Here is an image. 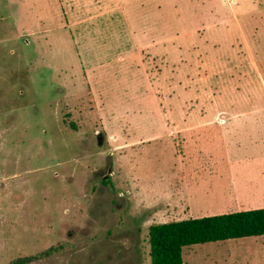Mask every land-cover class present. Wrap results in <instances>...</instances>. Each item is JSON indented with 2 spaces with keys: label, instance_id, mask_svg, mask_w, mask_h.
Returning a JSON list of instances; mask_svg holds the SVG:
<instances>
[{
  "label": "rangeland",
  "instance_id": "obj_1",
  "mask_svg": "<svg viewBox=\"0 0 264 264\" xmlns=\"http://www.w3.org/2000/svg\"><path fill=\"white\" fill-rule=\"evenodd\" d=\"M254 113L264 0H0V264H150L151 224L246 211L159 193L173 124ZM259 241L182 261L264 264Z\"/></svg>",
  "mask_w": 264,
  "mask_h": 264
},
{
  "label": "crops",
  "instance_id": "obj_2",
  "mask_svg": "<svg viewBox=\"0 0 264 264\" xmlns=\"http://www.w3.org/2000/svg\"><path fill=\"white\" fill-rule=\"evenodd\" d=\"M262 109L256 107L254 111ZM172 129L170 143L175 163L171 167L172 184L159 193L163 201L174 198L190 208L203 185L205 192H212L210 198L213 195L220 201L230 199L246 211L256 205L247 199L264 200L261 114H248L245 119L182 121L173 124ZM253 239L254 244L259 243L264 236Z\"/></svg>",
  "mask_w": 264,
  "mask_h": 264
},
{
  "label": "trees",
  "instance_id": "obj_3",
  "mask_svg": "<svg viewBox=\"0 0 264 264\" xmlns=\"http://www.w3.org/2000/svg\"><path fill=\"white\" fill-rule=\"evenodd\" d=\"M73 130L75 126L71 124ZM264 236V208L151 224L150 264H183L184 247Z\"/></svg>",
  "mask_w": 264,
  "mask_h": 264
}]
</instances>
